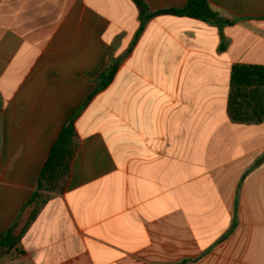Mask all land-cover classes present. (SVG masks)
<instances>
[{
  "label": "crops",
  "instance_id": "0c3cea01",
  "mask_svg": "<svg viewBox=\"0 0 264 264\" xmlns=\"http://www.w3.org/2000/svg\"><path fill=\"white\" fill-rule=\"evenodd\" d=\"M207 2L230 22L0 0V264H264V120L229 112L232 67L264 66V0ZM69 120L70 174L29 203Z\"/></svg>",
  "mask_w": 264,
  "mask_h": 264
},
{
  "label": "trees",
  "instance_id": "16d2710c",
  "mask_svg": "<svg viewBox=\"0 0 264 264\" xmlns=\"http://www.w3.org/2000/svg\"><path fill=\"white\" fill-rule=\"evenodd\" d=\"M139 8L140 28L142 31L146 21L152 17L168 14L172 16H187L199 18L217 24L229 23L213 11L207 0H188L182 9H167L151 13L143 0H132ZM116 65L107 69L102 75L103 87L113 79ZM229 112L235 121L264 120V66L263 65H234L231 70V94L229 98ZM77 151L76 132L72 120L63 127L58 139L52 146L45 165L40 171L37 190L29 203L36 201L40 192H56L61 189L70 174L71 162ZM32 213L30 222L35 218ZM26 226V228L29 226ZM25 228V230H26ZM23 231L22 234H24ZM9 234L2 243L4 248L13 249L21 239Z\"/></svg>",
  "mask_w": 264,
  "mask_h": 264
}]
</instances>
